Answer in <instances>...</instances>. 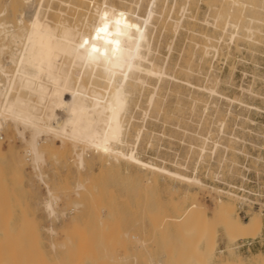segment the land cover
I'll return each instance as SVG.
<instances>
[{
	"label": "bare ground",
	"instance_id": "bare-ground-1",
	"mask_svg": "<svg viewBox=\"0 0 264 264\" xmlns=\"http://www.w3.org/2000/svg\"><path fill=\"white\" fill-rule=\"evenodd\" d=\"M196 1L198 0H146L148 7L146 16L143 18L134 16L136 17L134 19L127 12L132 4L130 0H5L4 8L0 11V41L3 43L0 45V132L7 125L13 127L17 135L26 142V156L37 167L42 163L43 152L51 151V146L42 140L44 135L51 133L53 139L60 142L62 150L71 148L75 152L79 170H83L86 166L84 152L91 150L103 160V165H109L113 160L117 164L116 160L122 159L136 165L139 170L149 171L154 177L152 179L155 185L158 184L159 178L170 181L171 186L166 184L171 187V197L166 205L163 203L164 206L161 205L162 207L157 209L166 214L172 226L178 225L176 240L186 264H214L215 262L217 264H264V254H255L249 259L238 254L236 256L234 252L238 242L254 241L263 230L264 202L256 198L262 193L250 191L246 192L247 195L239 196L220 189L217 191L218 199L216 198L211 215H208L199 200L198 192L207 187L206 182L199 176L201 165L210 163L217 154H221L222 160L219 159L217 170L213 172L210 171L211 168L208 171L205 170L210 179L219 180L220 171L223 169L225 171V164L229 170L228 166L236 163L233 160L235 156L243 154L240 146L245 148L247 145L245 135L247 133L260 135L242 125L238 127L240 132L229 129L230 119H241V113L238 114L235 111V106L245 108L249 114L260 110L258 107L236 96L229 97L226 92H219L215 87L220 82L218 77L211 78L208 74L206 76L202 68L196 70L190 67L187 68L188 80L173 78L177 80L176 86L182 84L191 90L189 94L174 90L172 93L175 106L191 110L193 118H199V120H206L211 105L216 106L215 118L212 123H209L210 127L205 133L196 135L199 139L197 145L189 146V152L196 154L191 168L188 166L189 162L183 163L179 158L174 159L170 167L142 160L138 153L141 147L138 148V146L143 128H140L137 134L135 133L136 140L129 148V152L120 148L122 145L129 146L128 138L131 130L130 121L127 122L126 118L130 104L138 101L143 95L149 107L158 105L161 101L160 89L152 88L150 85L154 79L161 81L164 76H168L166 67L160 66L154 57L151 58L153 48L151 46L155 33L177 34L185 27L184 20L194 8ZM206 1L215 2L209 5L207 3L214 15L211 20H204L207 25L206 31L198 32L195 28L198 20L192 18L193 28L187 38L190 47L195 49L193 55L198 56L200 62L209 54L214 55L223 46L229 47L240 39L250 45L249 47L262 45L264 48V0ZM179 2L181 6L176 16H173ZM159 5L162 7L157 10ZM5 16L6 19H2ZM7 19L9 21H6ZM9 45H12L15 50L10 60L4 61L2 56L5 50L10 48ZM117 75L119 78L116 80ZM194 75L199 76L197 80L199 82L206 77L207 82L193 83L190 77ZM241 91L257 96L252 90L241 88ZM215 97L223 99L226 107H220L224 103L217 106L216 101L219 99ZM200 108L202 111L199 114L196 113ZM262 112L264 113V110ZM60 114L64 116L59 118ZM244 120L252 125L256 123L250 116L245 117ZM26 132L29 133L28 140L25 138ZM249 142L253 147L264 151V144H253L251 140ZM1 147L0 143V151ZM243 150L245 153V149ZM248 158L252 160V164L264 165V154L257 156L249 154ZM43 176L44 174L39 172L37 177L44 183L48 198L53 199L49 183L43 181ZM183 184L187 185L186 188H182ZM223 184L230 185L228 181ZM192 186L197 187L198 190H191ZM262 188L259 187V190ZM227 195L236 200H222V197ZM52 199L45 204L50 215L54 213ZM256 204L258 211L248 212L245 220L235 212L236 206L240 210L245 208L247 212L256 208ZM147 205L149 204L147 203L146 207ZM159 210H157L158 213ZM158 213L154 214L160 217ZM164 214L161 215L162 220H166L165 216L162 217ZM1 219L2 217L0 222ZM156 219L151 220V223L154 222L153 227L156 226ZM5 220L2 223L8 219ZM75 220L76 217L73 216L71 223L74 222V225H77ZM2 223L0 225L1 242L4 237L6 239L10 237L8 240H3L6 244L4 242L1 244L7 246L14 243L13 245L21 253L17 247L18 244H23L19 238L21 234L17 235V239L12 242L11 233H8L9 227L3 226ZM208 224L212 228L208 227ZM217 226L227 241L222 250H218L216 235L212 236L208 232L211 229L215 230ZM67 231L71 232V229ZM52 233L55 232L52 231ZM24 239L26 240V237ZM175 243L174 241L171 245ZM14 246L11 248L13 251L16 250ZM2 248H0V258L2 257L0 264H10L9 261H12L8 259L12 256L16 264H24L21 261L29 264L27 260H23L24 258L21 259L27 258L23 256L25 254L23 251L22 254H17L20 258L15 256L17 258L15 261L14 254L18 253V250L14 251V254H6L8 258H5ZM26 251L30 252L28 249ZM225 252L231 256L226 260Z\"/></svg>",
	"mask_w": 264,
	"mask_h": 264
},
{
	"label": "rangeland",
	"instance_id": "rangeland-1",
	"mask_svg": "<svg viewBox=\"0 0 264 264\" xmlns=\"http://www.w3.org/2000/svg\"><path fill=\"white\" fill-rule=\"evenodd\" d=\"M130 1H132V4L127 9L130 16L145 17L148 10L146 0L142 2L141 0ZM180 3L177 4L173 16H176L181 6ZM207 3L209 5L215 2L196 1L194 8L184 20L185 27L180 29L177 34L173 32L155 33L151 46L153 47L151 58L154 57L160 66L166 67L168 76H164L161 81L154 79L150 82V85L152 88L160 89L161 101L158 105L149 107L148 101L143 95L138 99L139 103L136 100L135 103L130 104V108H128L130 115L127 113L126 118L127 122H131H129L131 130L128 138L129 146L122 145L120 148L125 152H129V148L136 140L135 133L143 128L142 138L138 146V148L141 147V150L138 149V153L142 160L170 167L171 162L179 158L183 163L189 162L188 166L191 168L196 154L189 152V146L197 145L199 139L196 135L205 133L210 127L209 123H212L215 118L216 106L211 105L214 108L210 107L206 120L193 118L191 110L176 107L172 92L176 90L180 93L189 94L191 90L188 86L182 84L176 86L177 80L173 78L179 77L180 80H188L187 68L190 67L196 70L202 68L206 76L208 74L211 78L218 77L220 82L215 87L219 92H226L229 97L236 96L260 109L249 114L245 111V108L236 105L235 111L238 114L241 113V119H230L228 122L229 129L240 132L238 127L242 125L247 126L258 135L260 133V135L255 136L251 133L245 135L247 145H245V148L240 146L243 154L235 156L233 159L236 162L235 165L228 164L230 172L227 164H225V171L224 169L223 172L220 171L219 180L210 179L206 171L209 168H211V172L217 170V163L222 160L221 154H217L213 160H210V163L206 164L210 167L205 164V166L201 165L199 176L206 182L207 187L198 191L199 200L204 205L208 215H211V210L218 199L217 191L220 189L226 191L223 184L225 181L237 183L238 185L242 184L244 192L233 193L239 196L247 195L246 192L250 191H258V193L260 191L262 195L256 198L264 202V197H262L264 196V165H256L254 162L252 164V160L248 158L249 154L250 156L264 154V151L253 147L249 142L251 140L253 144H264V113L262 112L264 110V48L262 45L249 47L250 45L240 39L229 47L223 46L218 53L214 54L215 57L211 53L210 56L208 55L205 60L200 62L199 57L193 55L195 49L190 47L187 38L193 28L191 26L193 24L191 22L192 18L198 20V25L195 27L198 32L204 33L206 31L207 25L204 20H211L214 15L213 11L208 8ZM134 4L138 5L133 6ZM4 5L5 0H0V11L3 10ZM161 7L162 5H159L157 10H160ZM3 18L6 19V16ZM6 21H9V19ZM226 38L227 34L225 35ZM2 44V41H0V45ZM9 46L10 48L5 50L2 56L4 61L10 60V56L15 50L12 45ZM188 62L189 64H187ZM118 78L119 75L116 76V80ZM198 78L199 76L194 75V77H190V81L202 84L207 82L206 77V80L203 79L202 82L197 81ZM227 81L229 82L227 83ZM241 88L252 90L257 96L242 93ZM219 100L221 102L218 103ZM219 100L216 101L217 106L224 103L222 104L224 107L221 105L220 107L225 108L226 102L223 99ZM201 109L197 110L196 113L199 114L202 111ZM63 116V114H60L59 118ZM247 116H250L256 123L252 125L245 121L244 118ZM0 137H2L0 139L2 146L0 151V216L2 221L8 219V222L5 220L6 222L2 223L1 221L0 225L2 223L3 226L9 227L8 233H11L10 235L13 237L10 239L12 242L17 239L19 234L26 237L25 240V237L19 236L23 242V244L21 242L22 245L17 243L21 253L13 245L14 243L9 244L11 246L1 244L5 243L3 240H8L10 236L8 239L4 237L2 242L0 240V248L3 247L2 250H4V252L2 251L3 256L8 253L14 254V251L18 250V253L14 254L15 257L17 254H22L23 251V254L25 253L23 256L31 257L29 259L32 261L20 255L21 259L24 258L23 260H27L29 264H186L185 259H182L179 244L176 240L179 231L176 229L178 225L173 224L172 226L171 221L166 218V214L157 209L162 207L163 203L166 205L171 197L170 181L169 183L159 178L158 184L155 185L153 183L154 179H152L154 177L149 171L139 170L136 165L122 159L116 160L117 164L113 160L109 164L111 166L108 164L103 165V160L91 150L84 152V157L87 160L86 166L83 170H79L76 165L75 152L71 148L65 151L62 150L60 142L54 140L51 133L42 137V140L51 146V154L48 151L43 152V164L40 163L37 167L26 156V142L17 135L13 127L10 125L5 126L0 132ZM25 138L29 139L28 132H26ZM243 149H245V153ZM39 172L42 175L44 174L43 181L49 183L47 184L53 194V199L48 198L49 195L44 183L38 179ZM186 186L183 184L182 188H186ZM259 187H263L262 190H259ZM216 188L218 189L216 190ZM190 189L198 190L195 186L190 187ZM51 199L52 209L55 213L53 215H50V211L45 206L46 202ZM223 199L225 201L236 200V198H231L228 195L222 197ZM147 203L149 205L146 207ZM236 208L237 206L235 207L236 214H239L243 220H245L248 212L258 211L257 206L247 212L245 208L243 211ZM157 210H159V213ZM154 213H158L160 217ZM162 214H164L162 217L165 216L166 220L161 219ZM73 216L76 217L75 223L77 225H74V222L71 223ZM152 218H157L154 227V222L151 223V220L154 221ZM158 221L161 223L160 225ZM207 226L212 228L210 224ZM62 228L63 230H61ZM70 229L71 232H68L67 230L70 231ZM52 231L55 233H52ZM208 232L212 236L216 235L218 250L224 249L227 241L221 234V229L217 226L215 230L211 229ZM0 237H2L1 234ZM11 241L9 242L11 243ZM174 241L176 242L175 245H171ZM246 241L250 240L238 242L237 249L234 251L236 256L238 254L250 259L255 254H264V227L252 245L248 246ZM13 246L16 249L14 251L11 249ZM25 248L30 252H27ZM7 249L8 251L5 253ZM10 250L13 252L10 253ZM28 253L31 255L29 256ZM7 256L5 258H8ZM12 257L8 260L13 262ZM17 257L20 258L19 255ZM224 257H226L224 258L226 260L231 256L225 252ZM14 259L16 261L17 258ZM12 262L9 261L10 264ZM21 262L25 264L26 261ZM214 264H217V262Z\"/></svg>",
	"mask_w": 264,
	"mask_h": 264
},
{
	"label": "built area",
	"instance_id": "built-area-1",
	"mask_svg": "<svg viewBox=\"0 0 264 264\" xmlns=\"http://www.w3.org/2000/svg\"><path fill=\"white\" fill-rule=\"evenodd\" d=\"M224 188L226 189V192H231V193H238V192H244V190H242V184L238 185L237 183H230V185L228 186H224ZM255 206L258 207V205L256 204ZM242 211L244 210V208L241 209ZM255 241V240H254ZM253 240L250 241H246L248 246L252 245L254 243ZM244 246V244H243Z\"/></svg>",
	"mask_w": 264,
	"mask_h": 264
}]
</instances>
